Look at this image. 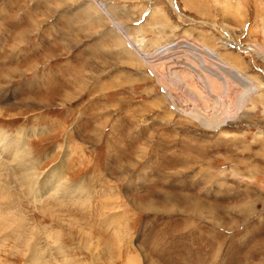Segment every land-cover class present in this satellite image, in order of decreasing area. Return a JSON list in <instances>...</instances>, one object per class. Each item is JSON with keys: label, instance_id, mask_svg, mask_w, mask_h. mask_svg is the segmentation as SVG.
Masks as SVG:
<instances>
[{"label": "rangeland", "instance_id": "1", "mask_svg": "<svg viewBox=\"0 0 264 264\" xmlns=\"http://www.w3.org/2000/svg\"><path fill=\"white\" fill-rule=\"evenodd\" d=\"M0 130L78 190L15 176L0 264H264V0H0Z\"/></svg>", "mask_w": 264, "mask_h": 264}, {"label": "bare ground", "instance_id": "2", "mask_svg": "<svg viewBox=\"0 0 264 264\" xmlns=\"http://www.w3.org/2000/svg\"><path fill=\"white\" fill-rule=\"evenodd\" d=\"M248 51H255L254 48L246 49ZM19 137V136H17ZM9 157L12 164V172L6 170L0 162V200H6L9 198L14 202L15 194V176L19 183L23 186V189L29 197L33 198L34 201H38L45 193H53L56 196L61 197H76L77 189L70 190L65 185L60 183V174L52 170L42 180L37 181L31 171V163L28 162L25 155V148L20 138H15L7 135L5 132L0 130V159ZM14 164V165H13ZM4 171L6 173H4ZM76 192V193H75ZM45 194V195H44ZM41 196V197H40ZM16 202V201H15ZM1 203V202H0ZM3 205V204H2ZM0 205V216L4 214L6 208ZM4 208V209H3ZM10 211V210H9ZM14 217V216H13ZM15 218V217H14Z\"/></svg>", "mask_w": 264, "mask_h": 264}, {"label": "crops", "instance_id": "3", "mask_svg": "<svg viewBox=\"0 0 264 264\" xmlns=\"http://www.w3.org/2000/svg\"><path fill=\"white\" fill-rule=\"evenodd\" d=\"M159 66V65H158ZM158 71V70H157ZM181 71V70H180ZM180 78L188 87V90L194 93H182V98L180 97L181 104H188L191 106H200L202 108H211L213 106H219V108L222 110L232 109L236 107L237 103V94L232 93L231 90V84L226 80L225 77H223V80L218 81L217 79H214L212 77L208 78L207 85H206V92L210 91L209 93H205L202 88H200V85L198 84V79L194 77L193 74H189L184 71H181L179 73ZM175 88H172L171 91H168V93L171 97V99H175V95H178V93H173ZM185 97L187 101L185 100ZM180 104V103H178ZM180 104V105H181Z\"/></svg>", "mask_w": 264, "mask_h": 264}]
</instances>
